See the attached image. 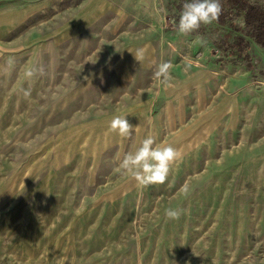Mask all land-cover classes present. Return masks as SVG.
Here are the masks:
<instances>
[{
  "label": "rangeland",
  "instance_id": "1",
  "mask_svg": "<svg viewBox=\"0 0 264 264\" xmlns=\"http://www.w3.org/2000/svg\"><path fill=\"white\" fill-rule=\"evenodd\" d=\"M173 1L0 0V264H264V47ZM150 135L180 156L141 187Z\"/></svg>",
  "mask_w": 264,
  "mask_h": 264
},
{
  "label": "clouds",
  "instance_id": "2",
  "mask_svg": "<svg viewBox=\"0 0 264 264\" xmlns=\"http://www.w3.org/2000/svg\"><path fill=\"white\" fill-rule=\"evenodd\" d=\"M222 13L220 0H188L183 4L179 16L177 30L181 34H189L201 27V25H210L218 22ZM136 60L140 57L139 53L134 56ZM12 59L9 65L13 64ZM34 69L29 68L25 71V77L31 78L34 75ZM29 95L28 91L24 92ZM126 115L115 116L111 121V129L118 132L122 138H127L133 129L139 126H133L125 119ZM180 156L179 151L171 144H162L153 136L143 139L139 146L130 153H126L119 162V168L128 173L132 179L141 187H147L153 184H163L170 171V165ZM180 209H168L166 216L169 219H179Z\"/></svg>",
  "mask_w": 264,
  "mask_h": 264
},
{
  "label": "trees",
  "instance_id": "3",
  "mask_svg": "<svg viewBox=\"0 0 264 264\" xmlns=\"http://www.w3.org/2000/svg\"><path fill=\"white\" fill-rule=\"evenodd\" d=\"M188 0H174V12L171 15L174 26L177 27L183 4ZM222 13L216 25L228 27L230 30L236 29L233 17L241 16L243 20L242 34L234 35L228 32L227 37L219 39L220 44L225 45L228 50H247L249 41L264 47V7L252 1L244 0H220ZM247 38V39H246ZM248 41V42H249ZM219 44L217 47L219 48ZM220 49V48H219Z\"/></svg>",
  "mask_w": 264,
  "mask_h": 264
}]
</instances>
